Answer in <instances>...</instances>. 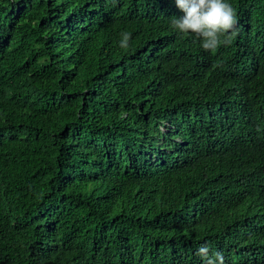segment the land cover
I'll list each match as a JSON object with an SVG mask.
<instances>
[{"label":"trees","instance_id":"1","mask_svg":"<svg viewBox=\"0 0 264 264\" xmlns=\"http://www.w3.org/2000/svg\"><path fill=\"white\" fill-rule=\"evenodd\" d=\"M230 2L209 53L174 0H0V264H264V0Z\"/></svg>","mask_w":264,"mask_h":264},{"label":"clouds","instance_id":"2","mask_svg":"<svg viewBox=\"0 0 264 264\" xmlns=\"http://www.w3.org/2000/svg\"><path fill=\"white\" fill-rule=\"evenodd\" d=\"M181 16L170 19L171 28L181 36L191 37L205 52H215L235 36L236 11L230 0H174ZM119 47L127 49L131 34L120 33ZM202 264H224L223 253L208 244L196 249Z\"/></svg>","mask_w":264,"mask_h":264}]
</instances>
